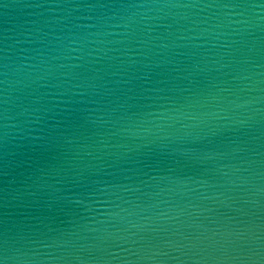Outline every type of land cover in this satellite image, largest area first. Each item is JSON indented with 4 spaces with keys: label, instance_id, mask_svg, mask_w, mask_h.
Wrapping results in <instances>:
<instances>
[{
    "label": "water",
    "instance_id": "water-1",
    "mask_svg": "<svg viewBox=\"0 0 264 264\" xmlns=\"http://www.w3.org/2000/svg\"><path fill=\"white\" fill-rule=\"evenodd\" d=\"M4 264H264V0H0Z\"/></svg>",
    "mask_w": 264,
    "mask_h": 264
},
{
    "label": "snow or ice",
    "instance_id": "snow-or-ice-1",
    "mask_svg": "<svg viewBox=\"0 0 264 264\" xmlns=\"http://www.w3.org/2000/svg\"><path fill=\"white\" fill-rule=\"evenodd\" d=\"M0 264H4V260L3 259H0Z\"/></svg>",
    "mask_w": 264,
    "mask_h": 264
}]
</instances>
